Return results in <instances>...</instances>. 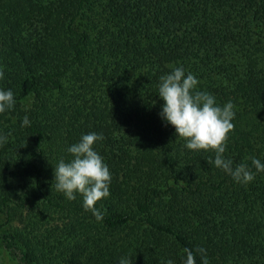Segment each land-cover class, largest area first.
<instances>
[{
    "label": "trees",
    "instance_id": "obj_1",
    "mask_svg": "<svg viewBox=\"0 0 264 264\" xmlns=\"http://www.w3.org/2000/svg\"><path fill=\"white\" fill-rule=\"evenodd\" d=\"M181 65L234 105L224 155L264 161V0H0V88L16 100L0 114V243L17 264H182L185 248L264 264V172L234 182L158 115L159 77ZM88 132L111 172L102 221L53 182Z\"/></svg>",
    "mask_w": 264,
    "mask_h": 264
},
{
    "label": "clouds",
    "instance_id": "obj_2",
    "mask_svg": "<svg viewBox=\"0 0 264 264\" xmlns=\"http://www.w3.org/2000/svg\"><path fill=\"white\" fill-rule=\"evenodd\" d=\"M4 70L0 68V79ZM198 79L184 67H172L168 73L159 77L158 96L163 101L158 113L162 123L171 125L177 137L185 140L189 150H213L215 155L211 164L229 175L234 182L246 184L254 180L257 172H264V161L252 156L251 165L246 161L234 164L226 157L228 133L233 129L234 105L229 100L223 105L207 91L197 90ZM16 103L13 91L0 88V114L13 109ZM26 114L21 127L30 126ZM10 133L0 132V146L8 142ZM103 139L102 134L88 132L67 148L71 159L61 158L53 168L55 189L62 192L66 199L74 200L82 196V207L90 211L97 221H102L106 210L96 207L98 201L110 195L111 172L103 157L95 150L94 143ZM255 169V171H253ZM52 182V183H53ZM204 248L183 250L182 264H196V255L201 254L202 264H208ZM117 264H133L127 256H121ZM164 264H175L166 259Z\"/></svg>",
    "mask_w": 264,
    "mask_h": 264
},
{
    "label": "rangeland",
    "instance_id": "obj_3",
    "mask_svg": "<svg viewBox=\"0 0 264 264\" xmlns=\"http://www.w3.org/2000/svg\"><path fill=\"white\" fill-rule=\"evenodd\" d=\"M0 263L1 264H17L16 258L10 252L3 249L0 243Z\"/></svg>",
    "mask_w": 264,
    "mask_h": 264
}]
</instances>
